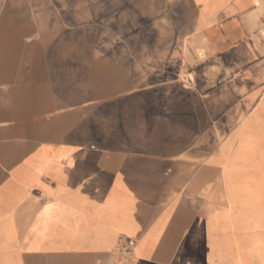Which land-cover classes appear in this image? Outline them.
I'll use <instances>...</instances> for the list:
<instances>
[{
    "label": "crops",
    "instance_id": "0c3cea01",
    "mask_svg": "<svg viewBox=\"0 0 264 264\" xmlns=\"http://www.w3.org/2000/svg\"><path fill=\"white\" fill-rule=\"evenodd\" d=\"M68 2L0 0V264H118L129 239L134 264H264V103L226 61L264 0H141L190 46L129 53L113 99L70 67Z\"/></svg>",
    "mask_w": 264,
    "mask_h": 264
},
{
    "label": "rangeland",
    "instance_id": "374dc122",
    "mask_svg": "<svg viewBox=\"0 0 264 264\" xmlns=\"http://www.w3.org/2000/svg\"><path fill=\"white\" fill-rule=\"evenodd\" d=\"M69 1V2H68ZM54 4L69 3L70 11L55 12V19L62 20L61 30L68 40V50L84 52L85 60L70 59V67L85 64L86 82L101 78L102 84L116 85L115 91L107 92L103 88V99H113L125 95L129 90V53L170 51L178 47L182 50L188 43H174L171 29L153 27L157 18L143 17L141 0H53ZM80 6V10L77 7ZM75 7V10H73ZM261 43H251L232 50L227 63H236L241 69L239 76L231 82L245 84L247 91L242 94L255 96L260 94L264 103V29ZM56 39V38H55ZM164 41V42H163ZM56 46V45H55ZM56 50V49H55ZM179 50V49H177ZM237 53L243 54L239 60ZM248 56H245L246 54ZM95 54V58L93 55ZM100 67L101 75L93 76L92 68ZM254 87L261 90L251 92ZM254 103L247 104L244 113L252 110ZM262 128H264V107L261 110Z\"/></svg>",
    "mask_w": 264,
    "mask_h": 264
},
{
    "label": "built area",
    "instance_id": "2783aa9c",
    "mask_svg": "<svg viewBox=\"0 0 264 264\" xmlns=\"http://www.w3.org/2000/svg\"><path fill=\"white\" fill-rule=\"evenodd\" d=\"M135 247L134 240H127L119 247L118 264H134L133 249Z\"/></svg>",
    "mask_w": 264,
    "mask_h": 264
}]
</instances>
